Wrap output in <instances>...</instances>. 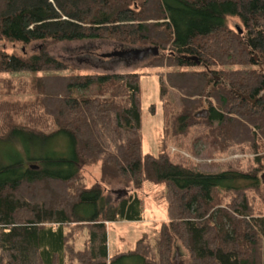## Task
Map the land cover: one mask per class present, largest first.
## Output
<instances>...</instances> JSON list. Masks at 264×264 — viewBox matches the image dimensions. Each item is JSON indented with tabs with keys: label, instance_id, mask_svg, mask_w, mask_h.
<instances>
[{
	"label": "trees",
	"instance_id": "1",
	"mask_svg": "<svg viewBox=\"0 0 264 264\" xmlns=\"http://www.w3.org/2000/svg\"><path fill=\"white\" fill-rule=\"evenodd\" d=\"M78 39L121 48L95 58L103 70H82L46 45L21 53L0 47V72H41L29 87L12 88L29 100L0 90V264H174L178 244L189 251L187 264H264V209L256 210L250 194L264 179L260 168L207 171L165 150L144 152V72L109 66L150 56L147 66L161 69V98L166 83L181 92L178 131L204 122L222 148L249 140L258 151L264 0H0V41ZM132 47L158 50L115 52ZM89 164L101 166L91 185L82 173ZM113 180L126 188L116 202L104 193ZM159 184L168 220L154 242L146 234L135 248L111 253L108 222L142 220L137 190Z\"/></svg>",
	"mask_w": 264,
	"mask_h": 264
},
{
	"label": "rangeland",
	"instance_id": "2",
	"mask_svg": "<svg viewBox=\"0 0 264 264\" xmlns=\"http://www.w3.org/2000/svg\"><path fill=\"white\" fill-rule=\"evenodd\" d=\"M232 25H240L237 17H229ZM44 45L56 56L71 61L82 70H103L104 68L95 61L103 52H110L121 48L119 42L109 39L89 40H62L56 42L34 41L29 44L22 42L0 41V47L9 52H37ZM89 58L90 60H87ZM110 59V58H109ZM150 56L140 59L134 57L129 61L121 60L120 63L109 64L113 70H141L144 74L141 77L142 89V144L144 152L159 154L165 150L169 157L176 162L192 166L194 168L218 171L230 167L252 171L260 168V177L264 176V140L260 141L258 151L254 149L253 143L243 140L232 143L226 148L221 144L213 143L210 134V126L204 122L191 124L184 132L178 131L176 118L183 107L181 92L165 84L163 98L160 95V84L155 74L160 67L147 66ZM37 71L0 72L2 78L0 90L5 98L22 102L29 98L27 92L21 93L12 91V88L20 84L29 87L37 75ZM32 80V81H31ZM25 98V99H24ZM213 135V134H212ZM101 166L86 165L82 171L85 183L91 185L101 177ZM162 185L144 186L137 190L139 196L144 200V218L142 220H119L108 222L110 252L116 253L127 251L136 247L140 238L154 242L155 231L160 229L168 220L166 204L160 195ZM125 185L117 180L104 185V193L116 202L120 199L121 191H125ZM251 199L257 211L264 209V179H261L259 190H251ZM228 195H225V199ZM73 241L76 248H82L87 237V230L76 233ZM145 236V237H144ZM172 255L174 264H187L189 251L185 245L174 246ZM75 264H78L76 262Z\"/></svg>",
	"mask_w": 264,
	"mask_h": 264
},
{
	"label": "water",
	"instance_id": "3",
	"mask_svg": "<svg viewBox=\"0 0 264 264\" xmlns=\"http://www.w3.org/2000/svg\"><path fill=\"white\" fill-rule=\"evenodd\" d=\"M157 50H158V47H146V48L132 47L130 49L117 50L115 52L118 53V54H122V55L143 57L146 54H148V53H150L152 51H157ZM190 58L196 59L198 63L200 62V60L198 59V57L196 55L190 56ZM243 96L250 98V96L248 94H244ZM252 100L255 101V98L252 99Z\"/></svg>",
	"mask_w": 264,
	"mask_h": 264
}]
</instances>
